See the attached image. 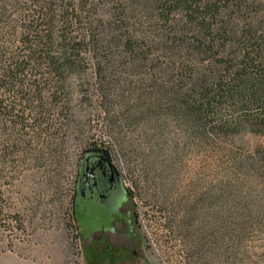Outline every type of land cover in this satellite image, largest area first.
<instances>
[{
  "label": "rangeland",
  "instance_id": "1",
  "mask_svg": "<svg viewBox=\"0 0 264 264\" xmlns=\"http://www.w3.org/2000/svg\"><path fill=\"white\" fill-rule=\"evenodd\" d=\"M25 1L0 5L10 13ZM94 2L105 18L121 5L146 26L143 10L155 6ZM156 42L148 57L166 62ZM162 66L121 56L101 82L89 62L41 114L29 104L26 125L1 122L9 154L0 160V264H264V136L216 138L184 118L175 76ZM100 142L130 192L133 241L124 231L85 239L73 219L78 162Z\"/></svg>",
  "mask_w": 264,
  "mask_h": 264
},
{
  "label": "trees",
  "instance_id": "2",
  "mask_svg": "<svg viewBox=\"0 0 264 264\" xmlns=\"http://www.w3.org/2000/svg\"><path fill=\"white\" fill-rule=\"evenodd\" d=\"M154 2L143 10L147 26L121 5L105 18L94 0H26L10 13L1 4L0 131L6 118L26 125L29 104L41 109L62 99L68 78L79 79L89 62L104 82L123 56L171 71L182 115L214 137L243 129L264 136V0ZM155 26L160 34L149 39ZM156 40L162 57L169 53L166 62L148 57ZM44 89L51 91L47 99ZM95 147L108 150L105 142ZM7 149H0V160Z\"/></svg>",
  "mask_w": 264,
  "mask_h": 264
},
{
  "label": "flooded vegetation",
  "instance_id": "3",
  "mask_svg": "<svg viewBox=\"0 0 264 264\" xmlns=\"http://www.w3.org/2000/svg\"><path fill=\"white\" fill-rule=\"evenodd\" d=\"M100 149L88 148L78 162L71 195L73 219L85 239L124 231L133 241L136 234L131 195L109 151L105 154Z\"/></svg>",
  "mask_w": 264,
  "mask_h": 264
},
{
  "label": "water",
  "instance_id": "4",
  "mask_svg": "<svg viewBox=\"0 0 264 264\" xmlns=\"http://www.w3.org/2000/svg\"><path fill=\"white\" fill-rule=\"evenodd\" d=\"M100 151H101L102 153H105V154L108 153V151H107L106 149H103V148H101Z\"/></svg>",
  "mask_w": 264,
  "mask_h": 264
}]
</instances>
